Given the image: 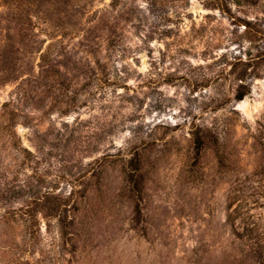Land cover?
Wrapping results in <instances>:
<instances>
[{
  "label": "rangeland",
  "instance_id": "obj_1",
  "mask_svg": "<svg viewBox=\"0 0 264 264\" xmlns=\"http://www.w3.org/2000/svg\"><path fill=\"white\" fill-rule=\"evenodd\" d=\"M219 6L0 0V264H264V79L211 111L245 31Z\"/></svg>",
  "mask_w": 264,
  "mask_h": 264
},
{
  "label": "trees",
  "instance_id": "obj_2",
  "mask_svg": "<svg viewBox=\"0 0 264 264\" xmlns=\"http://www.w3.org/2000/svg\"><path fill=\"white\" fill-rule=\"evenodd\" d=\"M219 8L227 13L232 25L236 27L244 26L242 33L243 41L239 42L238 52L226 51L222 55L215 56L211 62L204 67L209 69L207 73V83L215 89L216 106L211 111L218 110L219 106H224L228 102H240L252 93V85L257 79H264V17L249 18L234 14L230 7V0H219ZM241 4V1L237 2ZM210 6L212 3H208ZM209 88V87H208ZM232 110L234 105L232 104ZM228 125L219 123H194L191 127V141L200 153L208 142L218 141L221 130ZM133 137L138 139L140 134L133 131ZM150 141H143L141 146L146 147ZM138 145L129 149L131 158L127 159L130 164L141 163ZM127 158V157H125ZM60 224L62 220L60 219ZM62 225V224H61ZM240 234V233H239Z\"/></svg>",
  "mask_w": 264,
  "mask_h": 264
}]
</instances>
